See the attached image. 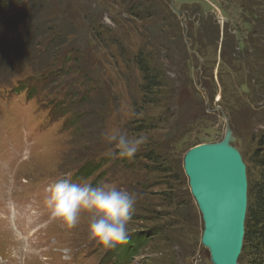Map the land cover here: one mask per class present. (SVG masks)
Returning a JSON list of instances; mask_svg holds the SVG:
<instances>
[{
  "label": "rangeland",
  "instance_id": "374dc122",
  "mask_svg": "<svg viewBox=\"0 0 264 264\" xmlns=\"http://www.w3.org/2000/svg\"><path fill=\"white\" fill-rule=\"evenodd\" d=\"M138 56L158 79L150 92ZM47 65L55 76L32 77ZM229 128L250 190L264 156V0H0V264H212L195 201L181 204L184 157ZM113 130L145 143L120 158ZM61 179L135 192L125 242L90 239L87 212L73 228L53 219L44 201Z\"/></svg>",
  "mask_w": 264,
  "mask_h": 264
},
{
  "label": "water",
  "instance_id": "95a60500",
  "mask_svg": "<svg viewBox=\"0 0 264 264\" xmlns=\"http://www.w3.org/2000/svg\"><path fill=\"white\" fill-rule=\"evenodd\" d=\"M235 141L229 128L223 140L191 148L184 157L191 195L204 224L201 244L212 264H239L244 246L249 182Z\"/></svg>",
  "mask_w": 264,
  "mask_h": 264
},
{
  "label": "clouds",
  "instance_id": "9594fccd",
  "mask_svg": "<svg viewBox=\"0 0 264 264\" xmlns=\"http://www.w3.org/2000/svg\"><path fill=\"white\" fill-rule=\"evenodd\" d=\"M120 158H132L145 143L143 135H129L113 130L104 134ZM45 205L53 219H60L69 228L75 227L82 212L89 213L88 235L106 248L125 242L128 224L138 196L135 192L101 183L93 186L84 181L72 183L61 179L47 189Z\"/></svg>",
  "mask_w": 264,
  "mask_h": 264
},
{
  "label": "trees",
  "instance_id": "16d2710c",
  "mask_svg": "<svg viewBox=\"0 0 264 264\" xmlns=\"http://www.w3.org/2000/svg\"><path fill=\"white\" fill-rule=\"evenodd\" d=\"M262 4L263 3L261 2H255V5H258V6H261ZM260 25H263L262 18H261ZM50 51H51L50 48H47L44 54H49ZM54 57H56V55ZM141 57L138 56L137 64L141 72L145 74V78L147 80V85L145 86V92H148V91L150 92L152 91V89L159 86V82H157L158 81L157 77L151 74L153 72L148 67V64L145 62V60L144 59L142 60ZM34 60L37 62V60H40V58L34 57ZM47 60L48 58H46V61ZM53 67L54 66H49V65H47L46 67L41 66L38 69L33 67L32 71L35 74L32 77H37V75L39 74L43 78H46V77L50 78L53 75L55 76V73H53L54 71ZM63 74L64 73H62L60 77H62ZM33 90H34V87L31 88V92ZM151 159L153 163H155V165L158 164L159 162L158 157L155 158L151 156ZM255 163H256V166L260 168L261 174H260L259 179L256 181V184L254 185V187L252 188V186H250V190H249L250 201L248 202L249 206H248L247 218H246V230H245L246 234L244 238V246H243L242 254L239 259V264H264V156L261 154H257ZM95 171L93 168H90V169L88 168L86 171L79 170L78 173L81 172L84 177H91L95 173ZM249 182L251 185V180H249ZM188 197L190 199L185 200V197H184V199L181 200V204H188L189 202L194 201L193 197L191 198L190 194L188 195ZM131 219H134V220L138 219V216L132 215ZM138 241H139L138 239L135 240V242H138ZM119 252L120 254L121 253L123 254V257H126L127 259L131 258L130 255L132 254H130V252L127 253L126 248H122V250L119 249L118 253ZM119 258L120 257H116L117 261H119Z\"/></svg>",
  "mask_w": 264,
  "mask_h": 264
},
{
  "label": "flooded vegetation",
  "instance_id": "af4514ba",
  "mask_svg": "<svg viewBox=\"0 0 264 264\" xmlns=\"http://www.w3.org/2000/svg\"><path fill=\"white\" fill-rule=\"evenodd\" d=\"M186 14H188V11H187V13ZM189 14H191V13H189ZM190 17H191V15H190Z\"/></svg>",
  "mask_w": 264,
  "mask_h": 264
},
{
  "label": "bare ground",
  "instance_id": "6f19581e",
  "mask_svg": "<svg viewBox=\"0 0 264 264\" xmlns=\"http://www.w3.org/2000/svg\"><path fill=\"white\" fill-rule=\"evenodd\" d=\"M221 22H222V20H221ZM205 144H207V143H205ZM202 145V144H201ZM198 146V145H197ZM248 178V177H247Z\"/></svg>",
  "mask_w": 264,
  "mask_h": 264
}]
</instances>
